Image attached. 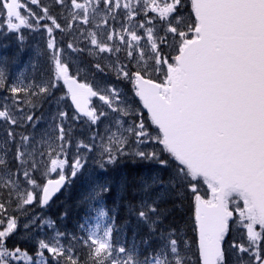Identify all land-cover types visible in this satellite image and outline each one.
<instances>
[{"label":"snow or ice","instance_id":"obj_1","mask_svg":"<svg viewBox=\"0 0 264 264\" xmlns=\"http://www.w3.org/2000/svg\"><path fill=\"white\" fill-rule=\"evenodd\" d=\"M22 29L46 33L50 64L39 83L11 84L0 69V264H264V0H0V34L23 41ZM94 149L104 171L155 166L118 182L131 243L113 239L110 179L90 191L86 236L30 214ZM169 203L193 212L192 244L160 227Z\"/></svg>","mask_w":264,"mask_h":264},{"label":"trees","instance_id":"obj_2","mask_svg":"<svg viewBox=\"0 0 264 264\" xmlns=\"http://www.w3.org/2000/svg\"><path fill=\"white\" fill-rule=\"evenodd\" d=\"M28 38L30 37L26 36L25 39ZM3 39L5 41L4 43H2L0 47V55L5 53V50H3L2 48L7 46L8 47V49L6 50L7 57L0 56V58L6 60L5 61L6 65L4 66L8 67L11 64L9 60L10 56H14L15 59H17V61L18 60L21 61L22 51L20 50V48L23 45V41H20L16 34L7 35V37H4ZM40 65L42 71L45 72V73L41 72L40 74H42L43 76H47L48 67H49L48 64L44 62ZM37 73L39 72H35V74ZM69 111L71 112V109ZM77 134L80 135L81 133L78 132ZM4 135H5L4 126L0 124V137ZM148 167L149 164L127 165L124 168H122V170L121 169L118 170L117 172L118 176L116 175L113 179H110L113 182V187L111 192L105 197V200L107 202L108 208L113 212H115L116 214L115 223L117 226V233L119 232V230L124 229L122 226L126 220H131L132 224L136 223L135 217L130 215L128 207L125 206L128 204V200L132 198L130 196L125 198V196L119 192L118 190L119 179L122 175H127L129 180H131L133 177L149 176L150 174L147 172ZM93 184H94V180H91L86 175H79V177H77L76 180H74L67 187L66 190H64L58 197H56L48 205V209H47L48 215L55 221V223L57 224L60 230L67 232H77V229L82 224V220L87 214L86 198L88 197L86 195L87 193H90ZM132 202L135 203V200L133 199ZM170 205L171 203L166 205L170 209V211L166 215V217L163 218L160 227L163 229H176L189 244H192V242L196 239V233L193 230L194 229L193 212L189 210V205L187 203H185L179 209H175L172 207V205L171 206ZM65 213L67 214L66 216H64ZM147 231H148L147 226H143L140 231L141 233L140 235L146 234ZM123 232L124 233L126 232V237H128V241H130L132 237V227L131 226L127 227V230L125 231L123 230ZM121 233L122 232H119L118 234ZM16 243H18L22 247L29 248V245L25 244V241L18 240ZM158 243L159 241L154 240L153 246L155 247L156 244Z\"/></svg>","mask_w":264,"mask_h":264},{"label":"rangeland","instance_id":"obj_3","mask_svg":"<svg viewBox=\"0 0 264 264\" xmlns=\"http://www.w3.org/2000/svg\"><path fill=\"white\" fill-rule=\"evenodd\" d=\"M45 3H47L51 6L52 0H45ZM22 31L23 32L25 31L24 33H22L25 38H26V36L30 37L28 39L23 40L22 56H21V57H23L22 61L12 62L15 59V57L10 56L9 60L12 63L10 64V66L5 67L4 65H6L5 64L6 60L1 58L0 69H3V71L6 73V79L11 84L18 83L21 80H23L25 83L32 81V80H35L37 83H39L41 81H46L48 79V75L43 76L42 74H40L41 72L45 73L42 71L40 64H42L44 62L46 64H48V66L50 64V61H49L48 56L46 54L47 35L42 30L41 31H34V30H29V29H25V30L22 29ZM3 33H5L7 35L13 34V33L7 32V31H3ZM2 34H0V47H1L2 43L5 41L1 38ZM16 35L18 36L19 34H16ZM57 39H58V41L61 39L67 41L68 37H66V36L61 37L59 34H57ZM2 49L6 51L8 48H7V46H5ZM0 56L6 57L7 54L5 52L4 54H1ZM71 61H72L73 65H85V64H87L88 58L87 57H80L79 59H77L75 56H72ZM48 69H49V67H48ZM35 72H39V73L35 74ZM121 87L125 92H127V88L125 86L121 85ZM61 94H62L61 89H58L57 92L55 93L56 96H59ZM9 95H10V93L8 91H6L4 89H0V103H3L5 97H7ZM129 98L133 99L130 94H129ZM136 106L141 111L144 112V110L142 109V105L137 104ZM65 108H66V110H70V108L67 105H65ZM55 110H56L55 103H52V102H46L45 103L44 108H43V112H44L46 117L49 114H51L52 112H54ZM145 123L150 125V121L147 119L146 114H145ZM150 127L154 129L153 125H151ZM82 135L84 137H86V133L80 134V136H82ZM81 151H83V150H81ZM74 152H75V149H72L69 152V163L70 164L72 162V155L74 154ZM86 155H87V163L85 164L84 170H82L81 173H78V175H87V177H89L91 180H94V182L95 181L104 182L105 179H113L117 175V172L119 169L113 171L111 166H108V171H104L103 169H101L99 167L100 157H99V155L95 149L93 150V152L87 153ZM145 165H148V164H145ZM154 170H155V166L149 165L147 172L151 175V173ZM65 174L70 175V171L68 168L65 169ZM78 175L76 177H70V180L71 181L75 180L78 177ZM54 177H57L56 174H51L50 177H45L44 179L46 181L47 178H54ZM205 189H206V185L202 186L201 194L206 195V197H207V195H209V194H206ZM89 194L90 193H87L86 196H88ZM86 207H87V210H86L87 214L84 217V219L82 220V224L80 225L83 227L79 226V228L77 229V232H68V233H74L77 236H86L88 234V232L92 229L93 225L97 222V220H96L97 213H96L95 209H96V207H98V205L95 202H93L92 200H90L89 198H87ZM46 210H47L46 206L41 207L39 205H36V206H33L31 208L30 214L40 216L43 219L53 220L48 215V211H46ZM37 223H39V221ZM106 223H107L106 220H101L102 227ZM56 226H57V224H56ZM57 228L59 229L58 226H57ZM123 230L125 231L127 229L119 230V232H122L121 234H118L119 232L117 233V231H115L113 233V239L117 245L128 241V237H126ZM44 231L48 232V233L51 232V230L48 229L46 226H45ZM21 240H23V239L21 238ZM128 242L131 243L132 240L130 239V241H128ZM25 243H28V242L25 241ZM77 246H79V245H77Z\"/></svg>","mask_w":264,"mask_h":264},{"label":"bare ground","instance_id":"obj_4","mask_svg":"<svg viewBox=\"0 0 264 264\" xmlns=\"http://www.w3.org/2000/svg\"><path fill=\"white\" fill-rule=\"evenodd\" d=\"M122 170V169H121ZM121 174V173H120ZM113 175V174H112ZM116 175V174H115ZM122 175V174H121ZM118 176V175H117ZM126 198V197H125ZM118 204V203H117ZM122 205V204H121ZM125 206H127V205H125ZM171 206V205H170ZM125 208V207H124ZM128 216V215H127ZM141 234V233H140ZM144 234V233H143Z\"/></svg>","mask_w":264,"mask_h":264},{"label":"water","instance_id":"obj_5","mask_svg":"<svg viewBox=\"0 0 264 264\" xmlns=\"http://www.w3.org/2000/svg\"><path fill=\"white\" fill-rule=\"evenodd\" d=\"M64 187H65V186H64ZM64 187H63V188H64ZM63 188L61 189V191L63 190ZM61 191H60V192H61ZM60 192H59V193H60ZM59 193H57L56 195H58ZM56 195H55V196H56ZM55 196H54V197H55ZM54 197H53V198H54ZM53 198H52V199H53Z\"/></svg>","mask_w":264,"mask_h":264}]
</instances>
